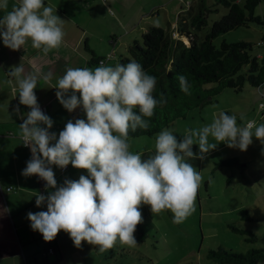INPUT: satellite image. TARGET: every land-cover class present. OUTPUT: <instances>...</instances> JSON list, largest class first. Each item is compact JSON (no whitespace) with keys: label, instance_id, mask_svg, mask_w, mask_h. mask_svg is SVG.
I'll return each mask as SVG.
<instances>
[{"label":"clouds","instance_id":"9594fccd","mask_svg":"<svg viewBox=\"0 0 264 264\" xmlns=\"http://www.w3.org/2000/svg\"><path fill=\"white\" fill-rule=\"evenodd\" d=\"M7 8L8 0H0V9ZM62 21L44 0H19L0 18V39L12 50L30 40L33 48L47 54L63 42ZM23 73L20 65L8 72L15 80L19 103L30 109L26 118L20 113L21 140L32 154L22 175H37L46 182L45 188L55 189L47 196L36 194V206L46 203V211L27 213L31 229L46 242L63 230L76 247L82 241L98 246L101 252L117 241L134 247V232L143 219L142 204L156 214L171 211L177 224L195 211L203 178L190 159H203L220 142L241 151L247 150L253 137L264 144V123L252 120L241 127L235 115L221 111L210 124L186 128L179 142L171 131L163 129L156 135L154 152L146 156L133 153L129 131L148 130L149 121L144 117H152L158 103L153 96L156 78L135 60L114 66L101 61L95 68H67L57 79L55 95L69 112L82 107L86 119L68 120L57 138L49 131L53 121L41 111L34 92L38 79L48 82L52 74L41 70ZM178 79L181 90L188 94L191 85L187 78L179 75ZM137 108L139 114L134 111ZM13 111L19 113V108ZM210 137L214 143L209 142ZM193 144L199 146V153L192 151ZM69 164L87 175L65 179L57 187L51 165L63 169Z\"/></svg>","mask_w":264,"mask_h":264},{"label":"rangeland","instance_id":"374dc122","mask_svg":"<svg viewBox=\"0 0 264 264\" xmlns=\"http://www.w3.org/2000/svg\"><path fill=\"white\" fill-rule=\"evenodd\" d=\"M116 1L122 2V6H125L130 5L132 0ZM187 1L179 0L183 3V7H187ZM254 12L264 15V1L255 8ZM161 15L160 22H157L159 24H148L146 29L150 25L167 28L166 21L176 18V14L172 19L167 18L163 11ZM216 18L215 15H211L210 21ZM106 20L110 27L111 20L109 18ZM210 24L211 22L206 29ZM64 26L67 31V26ZM101 27L104 38L98 37V34L96 38L91 37L88 41L84 38L82 46L85 42L91 46L96 44L101 47L106 44L109 50L114 49L117 61L121 55H127L128 44L123 43L125 38H119V34L114 37L110 32L111 29H106L105 25ZM173 36L178 37V33L173 31ZM135 37V40L141 42L142 33L139 32V28L135 30ZM116 39L118 42L114 44ZM223 40L249 42L253 44L254 54L264 55V26L251 24L249 27H238L214 38L213 43L219 45ZM186 41L185 43H188ZM96 51L100 52L101 48H96ZM86 54L89 59L93 58L91 51L87 50ZM89 67L97 66L90 64ZM212 85L209 84V86ZM221 111L235 115L237 125L241 127L252 120H255L257 124L264 123V83L260 87H252L246 83L240 91H234L231 88L223 89L214 95L209 103L188 110L184 118L174 120L164 129L171 131L179 142L186 128L196 129L210 124ZM241 114L244 116L243 120L240 119ZM82 119H86L85 115ZM155 138L156 135L130 138V151L140 152L145 156L151 154L154 152ZM209 142L214 143L215 141L210 137ZM191 148L194 153H199L197 144H193ZM228 159L235 161L230 165L223 164V161ZM189 162L203 179L197 193L195 211L184 222L174 223L171 211L165 210L156 214L151 212L150 206L142 204L139 210L143 219L134 232L137 241L134 247L123 245L119 241L104 252H101L98 246L84 241L81 242L80 247H76L69 235L61 230L58 236L63 245L64 258L59 259L52 256L49 264H221L207 257L209 249L222 246L226 250L242 252L251 247L262 246V239H264V144L253 137L247 150L241 151L238 148L228 147L225 142H220L215 149L205 154L203 159H190ZM80 175H87V172L78 169L76 173H72L74 177L72 180H76ZM209 177H211V183H209ZM241 210L248 211L250 219L245 218ZM231 226L240 230H249L258 239L246 241L245 237L250 235L235 232ZM139 229L144 234L143 239L137 238ZM39 258L40 264H46L40 256ZM258 264L264 263L260 261Z\"/></svg>","mask_w":264,"mask_h":264},{"label":"crops","instance_id":"0c3cea01","mask_svg":"<svg viewBox=\"0 0 264 264\" xmlns=\"http://www.w3.org/2000/svg\"><path fill=\"white\" fill-rule=\"evenodd\" d=\"M18 3L19 0H8V8L0 9V18ZM44 4L46 7H51L54 14L63 20L64 38L58 49L44 54L42 50L33 48L29 40L20 49L12 50L4 46L0 39V264H40L39 256L44 259L41 255L44 249L42 234L31 229L27 213L47 210L46 203L36 206V194L47 196L49 192L55 191L53 188H45L46 182L37 175H22V170L32 154L30 148L24 146L21 140L20 113L25 114L24 118H26V113L30 109L19 103L15 80L8 75V72L14 66L20 65L24 69V75L37 70L52 74L48 82L38 79L34 92L38 105L46 108L43 113L53 121L49 131L55 132L58 138L59 131L63 130L68 120L74 122L77 118L82 119L85 113L82 107L69 112L59 103L55 95L57 79L69 67H89L92 58L87 57L89 55L88 52V55L86 54L87 50L91 51V56L95 58V63L91 65L99 66V60L103 58L106 66H114L117 61L114 49L109 50L106 44L101 47L96 44L91 46L85 42L82 46V40L96 38L97 34L103 39L101 26L105 25L106 29H111L112 36L117 37L119 34V38H125L123 43L127 42L129 45L130 40L136 38L137 28L143 34L148 24H159L157 22H160L162 11L169 19L176 14V18L166 21L167 28L173 30L178 15L185 12L191 1H187V7H183V3L179 0H132L130 5L125 6L116 0H44ZM106 18L111 20L110 27ZM64 25L67 26V31ZM99 29L101 31H98ZM117 42L116 39L114 44ZM96 48H101V51L97 52ZM9 80H12V83H9ZM17 107L19 113L13 111ZM51 168L57 187L61 186L65 179H74L72 173L78 170L71 164L63 169L56 165H51ZM58 234L53 240L62 259L63 245ZM52 256L56 257L49 255L46 260L50 262Z\"/></svg>","mask_w":264,"mask_h":264},{"label":"trees","instance_id":"16d2710c","mask_svg":"<svg viewBox=\"0 0 264 264\" xmlns=\"http://www.w3.org/2000/svg\"><path fill=\"white\" fill-rule=\"evenodd\" d=\"M190 1L191 4L185 12L178 15L173 30L150 25L142 34L141 42L133 40L128 45V54L121 55L116 62L126 64L135 60L157 81L153 92L158 101L157 106L152 117H144L149 121L150 127L148 130L138 128L135 132L129 131V139L157 135L174 120L184 118L188 110L209 103L211 98L223 89L240 91L246 83L252 87H260L264 83V55L254 54L253 44L243 40H223L219 45L213 43L214 38L238 27H249L251 24L264 26V15L254 12L264 0ZM211 15L217 18L210 21ZM173 31L178 33V37L173 36ZM185 39L188 43H185ZM91 63H95L94 57ZM179 75H184L191 85L188 94L181 90ZM162 99L166 102L159 103ZM134 111L139 114L138 108ZM234 161L228 159L223 161V164L230 165ZM241 213L250 219L248 211L241 210ZM231 229L249 234V237H245L246 241L258 239L249 230H240L234 226H231ZM143 237L144 234L139 229L137 238ZM262 241V246L251 247L242 252L226 250L219 246L209 249L207 257L221 264H258L260 261L264 263V239ZM52 243L55 253L51 255L60 259L57 244L54 240ZM45 251L44 242L42 256ZM43 260L49 264L45 258Z\"/></svg>","mask_w":264,"mask_h":264},{"label":"built area","instance_id":"2783aa9c","mask_svg":"<svg viewBox=\"0 0 264 264\" xmlns=\"http://www.w3.org/2000/svg\"><path fill=\"white\" fill-rule=\"evenodd\" d=\"M101 61L103 62V60H99V63ZM40 109H41L42 112L46 111V108L44 106L40 107ZM44 211H46V210H44ZM44 242H45V245H46V251L43 253V258L47 259V255H51V254L55 253V247H54L52 241H50V242L44 241Z\"/></svg>","mask_w":264,"mask_h":264}]
</instances>
